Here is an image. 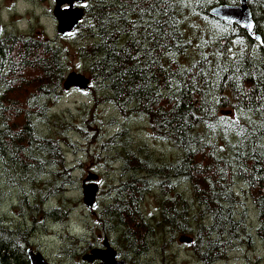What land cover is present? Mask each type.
<instances>
[{"label": "trees", "instance_id": "obj_1", "mask_svg": "<svg viewBox=\"0 0 264 264\" xmlns=\"http://www.w3.org/2000/svg\"><path fill=\"white\" fill-rule=\"evenodd\" d=\"M93 1L92 26L73 50L39 29L38 38L0 36V199L20 192L34 228L47 230V220L69 217L68 202L76 206L64 191L88 159L108 172L97 229L125 261L152 254L158 263L163 241L213 264L264 242V0L249 3L261 45L211 15L241 0ZM74 58L96 82L92 110L82 103L74 126L56 121L63 130L54 138L39 127L63 98ZM68 151L77 154L72 165ZM55 199L61 207L44 210ZM38 230L0 220V264H30ZM88 234L87 244L73 240L91 251L101 243Z\"/></svg>", "mask_w": 264, "mask_h": 264}, {"label": "rangeland", "instance_id": "obj_2", "mask_svg": "<svg viewBox=\"0 0 264 264\" xmlns=\"http://www.w3.org/2000/svg\"><path fill=\"white\" fill-rule=\"evenodd\" d=\"M18 3L19 4H17V12H14L12 10L13 0H0V19L2 20V25L5 26L7 31L17 30L16 35L22 36L23 38L26 39L38 38L36 36L38 29H39L38 35H41L42 37V33L45 32V36L48 39V41L51 40L52 37H55V35L58 38L60 37L56 32L57 26H55V24L50 18H44L41 20V23L43 25L42 27H40V24H37L35 22V17L38 18V16L40 15V11H42L45 15L49 13L50 9L48 4L42 5L40 9L39 8L35 9L34 7L35 5L31 4L30 0H18ZM84 102H86L88 105L91 101H89L87 98H83L80 95H67L63 97L58 103L55 104L53 108H51L48 115V121L47 122L43 121V123L39 127L40 128L39 131L45 132L47 135L53 136L54 138L58 137L59 131L63 130L62 128L63 124H61L62 126L60 125L58 127L55 122L56 121H59L60 123L64 122L66 125H70V126H74L75 124L79 123L81 114L84 113L82 106V103ZM243 118H245V120L248 119V117H246L245 115ZM117 130L113 131V133L116 132ZM68 135H70V137L73 138L72 141L75 142L77 145L82 144V141L79 140L76 136L74 137V134L72 132H70ZM68 148L71 149V147ZM71 151L73 150L71 149ZM71 151H68L67 154V161L69 164H72L77 159V154H73ZM88 162H89L88 159H86L84 165L87 166ZM74 174H77V172H75ZM79 175L80 174L76 175V180L78 179ZM92 176L95 177V174H93ZM3 186L7 190H9L10 187H12L11 185H8L7 187L5 185ZM13 198L8 199L6 197V194H4L3 197L0 199V216L3 213V217H5V220L12 221L13 224L16 225V227H23V228H26L27 226L33 227L34 223L30 222L29 220L27 221L19 216V213L23 212L24 210L21 211L17 210L16 212L11 211V209H15V207L11 205ZM90 198H93L91 193H90ZM68 200L76 203L75 207L70 206L71 202H68L67 205L65 206L67 209H72L70 214V221L73 223L74 227L71 232V235L68 234L60 226H55L51 228L49 231H46L41 227V230H39L33 235L36 237V238L33 237L35 243L33 249L37 253L40 248L41 250L40 253L47 259V261L50 264H67L69 260H74V259L79 260L75 264H87V263L92 264L89 262V260L94 262L93 261L94 258L87 256L88 257L87 259H83L81 257L83 255H89L90 250L86 249L87 245H81L77 241L73 240V237L80 239L81 234L87 229L88 222H91L94 225L93 230H96L95 223L99 220V218L96 217L95 215H97L98 211H93L91 208L90 209L87 208L86 205L84 204L81 183L76 185V188L73 190L72 194L68 196ZM58 205H60L61 207L60 201L56 199L53 200L52 203H48V206H58ZM35 209H37V207ZM248 211H249L250 219H257L258 217L257 210L251 201L248 204ZM156 217L158 218V214H156ZM32 232H34V229L31 231L30 234H32ZM259 236L264 237V229L260 230ZM99 238L100 237L96 235L95 240H99ZM73 245H75L76 250L73 251L72 254H70V252L68 253V251L74 248ZM104 247H105V242H101V248ZM159 249L161 250L162 255L158 263H154L152 259L153 255L150 254L148 255V257H144L143 260L140 262V264H185L184 259L189 257V254L187 252L177 251V250L174 251L175 255H172L170 251L168 252L169 255L165 257L164 256L165 248L161 249V245H160ZM256 249L258 253L257 256L260 257L259 259L257 258L256 255L249 254L250 247L245 245L244 251H240L237 254L240 263L248 264V262L246 261V258L248 256L250 257V261H255L258 259L257 264H264V242H259ZM105 253L108 254V257H110V259H113L114 253L112 250H108ZM208 256L210 257L209 259H211V256L210 255ZM233 256L236 257V254L233 253ZM223 264H228V262H225Z\"/></svg>", "mask_w": 264, "mask_h": 264}, {"label": "water", "instance_id": "obj_3", "mask_svg": "<svg viewBox=\"0 0 264 264\" xmlns=\"http://www.w3.org/2000/svg\"><path fill=\"white\" fill-rule=\"evenodd\" d=\"M74 1H76V0H70L69 3H71V5H73ZM84 1L85 0H77L78 3H82ZM55 2H56V8L54 11V15L56 17V20L59 23V28H58L59 32L63 36H67V35L71 34L74 31V29L78 26L77 24H79V19L82 18L83 13L79 9H77L78 11L74 10V9H61V7L66 3L65 0H55ZM71 10L76 11L77 15H76V17L74 16L70 25H68L67 27H64L65 25H61V20H64L65 14ZM211 15L213 17H215L216 19H219V20H222L225 22H229L231 24L238 26L242 30L246 31L250 36H252L255 41L260 42V36L254 35L255 23L252 19L253 17H252V13H251V10L249 7V0H241L240 3L236 4V5H226L223 7H218L211 13ZM74 22L76 24H73ZM67 28H69V29L67 30ZM87 85H88V81L85 79V77L78 75L76 73L70 74L67 77V80L65 82V87L68 89L71 87H75L77 89H85V87ZM87 188L89 189L88 190V199H85V204L88 208H92L93 206L96 205V201L94 198H90V193L92 194V196H94L95 191L93 190V187H91V186L85 187V195H86V189ZM28 255H29L30 264H49L42 257V255L36 254L32 250L28 251ZM104 257H106V256H104ZM97 258H100V256H98Z\"/></svg>", "mask_w": 264, "mask_h": 264}, {"label": "flooded vegetation", "instance_id": "obj_4", "mask_svg": "<svg viewBox=\"0 0 264 264\" xmlns=\"http://www.w3.org/2000/svg\"><path fill=\"white\" fill-rule=\"evenodd\" d=\"M36 3H40L39 0H37ZM44 3L49 5V9L50 10L52 9V7L54 5V1L53 0H46ZM93 4H94L93 0H85L83 3L78 4V6L83 9V11L85 12L86 16L92 18L91 17V12H93V8H94ZM48 16L53 21V23H54V21H56L54 15H52L50 11L48 13ZM56 31L58 32V28L56 29ZM75 44L76 43H74L73 45H75ZM72 55H73V53H72ZM74 60H76V58H74ZM75 66L77 68L76 69L77 71H83V65H82V63L80 61L76 62ZM49 221H53V220H49ZM99 263L101 264L102 262L100 261Z\"/></svg>", "mask_w": 264, "mask_h": 264}, {"label": "bare ground", "instance_id": "obj_5", "mask_svg": "<svg viewBox=\"0 0 264 264\" xmlns=\"http://www.w3.org/2000/svg\"><path fill=\"white\" fill-rule=\"evenodd\" d=\"M66 1V3H69V1L70 0H65ZM77 15V12L76 11H74V10H71V11H69V12H67L66 14H65V18H64V20H61V25H65L64 27H67L68 25H70L71 24V21H72V19L74 18V16H76ZM73 24H75V22L73 23ZM72 24V25H73ZM72 27V26H71ZM69 28H67V30H68ZM79 85V84H78ZM88 188L86 189V195H85V197H86V199H88ZM72 232V231H71ZM71 235V234H70ZM75 236V235H74ZM79 237V236H78ZM76 241V240H75ZM100 256V261L102 262L101 264H113V262L110 260V259H108V258H106V257H104L106 254H102V253H97L96 254V252H95V256ZM114 257H115V255H114Z\"/></svg>", "mask_w": 264, "mask_h": 264}]
</instances>
